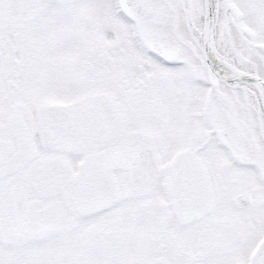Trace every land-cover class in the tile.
Masks as SVG:
<instances>
[{"label": "snow or ice", "instance_id": "obj_1", "mask_svg": "<svg viewBox=\"0 0 264 264\" xmlns=\"http://www.w3.org/2000/svg\"><path fill=\"white\" fill-rule=\"evenodd\" d=\"M0 264H264V0H0Z\"/></svg>", "mask_w": 264, "mask_h": 264}]
</instances>
